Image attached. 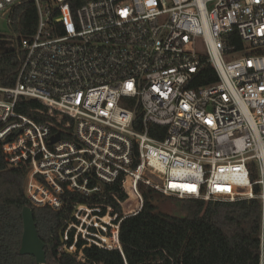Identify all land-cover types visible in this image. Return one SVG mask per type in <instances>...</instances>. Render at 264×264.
Wrapping results in <instances>:
<instances>
[{"label": "built area", "instance_id": "obj_1", "mask_svg": "<svg viewBox=\"0 0 264 264\" xmlns=\"http://www.w3.org/2000/svg\"><path fill=\"white\" fill-rule=\"evenodd\" d=\"M22 1L0 0V18ZM35 2L16 85L0 86L7 163L28 167L36 205L60 209L66 192L102 197L118 180L126 195L111 193L120 212L76 204L61 251L80 261L93 246L124 256L120 223L142 211V184L206 202L259 198L264 225V0ZM203 64L218 80L195 86ZM20 97L57 122L19 113ZM151 124L166 127L163 139Z\"/></svg>", "mask_w": 264, "mask_h": 264}, {"label": "trees", "instance_id": "obj_2", "mask_svg": "<svg viewBox=\"0 0 264 264\" xmlns=\"http://www.w3.org/2000/svg\"><path fill=\"white\" fill-rule=\"evenodd\" d=\"M85 1L77 0V3ZM8 24L11 35H0L8 41L7 47L0 51L2 87H13L18 80L25 58L21 39L33 34L38 24L35 0H23L15 5ZM236 42L240 43L238 36ZM217 80L214 68L203 64L194 85H208ZM16 110L38 122H57L56 117L49 115L48 108L37 99L20 97ZM66 122L67 119L63 118L60 124ZM135 128L144 130L140 116L135 121ZM150 134L163 139L166 127L151 124ZM3 145L0 139V264H38L34 255L20 252L25 206L33 210L38 234L45 244L47 264H262L264 225L259 198L206 202L176 197L180 211L168 213L159 210L158 206L159 196L165 194L144 184L141 185L144 194L142 211L120 223L124 256L119 250L93 246L85 249L87 260L80 261L75 255L60 250L61 233L67 220L78 203L103 202L113 205L114 210L120 212L118 200L111 193L117 192L119 200L126 197L121 180L105 185L102 197L66 192L62 195L60 209L36 205L25 192L28 167L9 166ZM256 176L254 173L253 178ZM255 190L258 192L259 186Z\"/></svg>", "mask_w": 264, "mask_h": 264}, {"label": "water", "instance_id": "obj_3", "mask_svg": "<svg viewBox=\"0 0 264 264\" xmlns=\"http://www.w3.org/2000/svg\"><path fill=\"white\" fill-rule=\"evenodd\" d=\"M3 42L4 40L0 38V43ZM59 139L60 135L57 134L52 137V142H56ZM22 214L24 222V231L20 252L22 254L34 255L37 259L38 264H47L45 244L38 234L33 210L29 206H25Z\"/></svg>", "mask_w": 264, "mask_h": 264}, {"label": "rangeland", "instance_id": "obj_4", "mask_svg": "<svg viewBox=\"0 0 264 264\" xmlns=\"http://www.w3.org/2000/svg\"><path fill=\"white\" fill-rule=\"evenodd\" d=\"M0 35H11V31L9 28L8 20L5 18H0ZM6 38V37H5ZM3 48H0V51ZM0 97H2V94H0ZM151 178L153 181H158V178L156 176L151 175ZM176 197H169L166 195L159 196L158 200V206L159 210L168 212V213H177L179 212V208L176 203Z\"/></svg>", "mask_w": 264, "mask_h": 264}, {"label": "bare ground", "instance_id": "obj_5", "mask_svg": "<svg viewBox=\"0 0 264 264\" xmlns=\"http://www.w3.org/2000/svg\"><path fill=\"white\" fill-rule=\"evenodd\" d=\"M262 264H264V227H263V254H262Z\"/></svg>", "mask_w": 264, "mask_h": 264}, {"label": "flooded vegetation", "instance_id": "obj_6", "mask_svg": "<svg viewBox=\"0 0 264 264\" xmlns=\"http://www.w3.org/2000/svg\"><path fill=\"white\" fill-rule=\"evenodd\" d=\"M8 44V41H4L3 43H0V48H6Z\"/></svg>", "mask_w": 264, "mask_h": 264}]
</instances>
